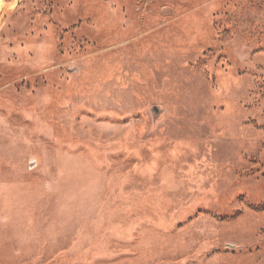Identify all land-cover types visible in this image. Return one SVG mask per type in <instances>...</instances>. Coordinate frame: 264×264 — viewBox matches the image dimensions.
<instances>
[{
    "label": "rangeland",
    "instance_id": "rangeland-1",
    "mask_svg": "<svg viewBox=\"0 0 264 264\" xmlns=\"http://www.w3.org/2000/svg\"><path fill=\"white\" fill-rule=\"evenodd\" d=\"M0 264H264V0H0Z\"/></svg>",
    "mask_w": 264,
    "mask_h": 264
}]
</instances>
